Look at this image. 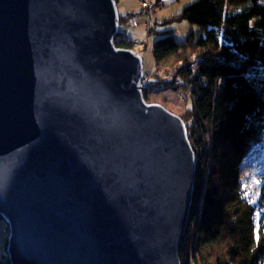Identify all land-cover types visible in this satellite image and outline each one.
I'll use <instances>...</instances> for the list:
<instances>
[{
    "label": "water",
    "instance_id": "obj_1",
    "mask_svg": "<svg viewBox=\"0 0 264 264\" xmlns=\"http://www.w3.org/2000/svg\"><path fill=\"white\" fill-rule=\"evenodd\" d=\"M118 28L116 0H0L11 264H181L195 155Z\"/></svg>",
    "mask_w": 264,
    "mask_h": 264
},
{
    "label": "trees",
    "instance_id": "obj_2",
    "mask_svg": "<svg viewBox=\"0 0 264 264\" xmlns=\"http://www.w3.org/2000/svg\"><path fill=\"white\" fill-rule=\"evenodd\" d=\"M177 18L203 31L186 43L167 31L152 47L157 64L188 48L194 53L179 69L190 93L181 96L192 103L183 120L196 159L181 264H264V179L248 182L245 174L264 153V0H196ZM120 34L119 47L130 48L133 40ZM0 264H10L7 255Z\"/></svg>",
    "mask_w": 264,
    "mask_h": 264
},
{
    "label": "rangeland",
    "instance_id": "obj_3",
    "mask_svg": "<svg viewBox=\"0 0 264 264\" xmlns=\"http://www.w3.org/2000/svg\"><path fill=\"white\" fill-rule=\"evenodd\" d=\"M142 1L143 0H117L119 20L120 15L125 16L130 13L128 15L129 18V16L134 13H140ZM195 1L196 0H163V8H155L154 13H152L153 20L156 22L155 32L152 31L153 28L152 30L146 28V21L144 19L138 24V28H134L128 24L127 18L126 23L123 22L120 24L119 21L118 34L113 40V46L116 49L131 50L138 55H141V59H143L144 63L141 88L145 103L147 105H161L171 113L182 118L186 116V112L192 107V103L190 101H184L182 98V96H188L190 93L188 89L183 87L184 84L182 81H179L181 80L179 69L181 70L185 66L186 61L192 60L194 56L193 49L188 48L180 54L173 55L160 64H157L152 56V47L154 41L165 36L166 34H169L167 31H172V34L175 36V39L178 43H186L188 40H190V42L196 41L203 35V31L198 26L192 25L187 20L177 18V16L186 6L194 3ZM119 31L126 32L127 35L133 40L130 42V48L119 47V43L123 42L122 39L126 37L123 34L119 35ZM191 34L194 35L193 39L189 38ZM144 79L148 80L151 84L148 83L145 87L143 85ZM160 80L173 81L175 84L180 85L181 88L177 91L173 89H163V87L157 85L158 81ZM156 85L158 87H155ZM146 88L153 90L152 92L147 93L145 96L144 90ZM254 164L255 165L252 166L250 170L245 172L246 176L248 177V182H259L260 179H264L263 175L262 177H259L260 174L264 172V153L255 158ZM0 228L3 230V232H0V258H4L7 255L11 264L8 251L6 250V245L8 244L6 228L9 229L10 233L11 230L5 219L1 216ZM188 245H190L189 242Z\"/></svg>",
    "mask_w": 264,
    "mask_h": 264
},
{
    "label": "built area",
    "instance_id": "obj_4",
    "mask_svg": "<svg viewBox=\"0 0 264 264\" xmlns=\"http://www.w3.org/2000/svg\"><path fill=\"white\" fill-rule=\"evenodd\" d=\"M159 4L161 6H164V2L163 0H143L142 1V7L144 8V12L143 13H134L131 16H129L128 18V24L131 27L134 28H138V24L141 22V20H145L146 21V28H149L152 30L153 28V32H155L156 30V22L153 20V9L155 7H152L153 4ZM181 81V80H179ZM143 85L146 87V85L149 83L151 84L148 80L144 79L143 80Z\"/></svg>",
    "mask_w": 264,
    "mask_h": 264
},
{
    "label": "bare ground",
    "instance_id": "obj_5",
    "mask_svg": "<svg viewBox=\"0 0 264 264\" xmlns=\"http://www.w3.org/2000/svg\"><path fill=\"white\" fill-rule=\"evenodd\" d=\"M116 2H117V0H116ZM142 4V3H141ZM152 7H155V8H163V6H161V5H159V4H157V3H155V4H153V6ZM154 8V9H155ZM154 9H153V13H154ZM144 12V8L141 6V11H140V13H143ZM139 56L141 57V55L139 54ZM142 60V64H143V67H144V63H143V59H141ZM182 118V117H181ZM183 119V118H182ZM184 121V120H183ZM186 128H187V126H186ZM195 163H196V159H195ZM190 218H191V212H190ZM3 232V230H1V228H0V232ZM6 234H7V238H9V236H10V232H9V229H7L6 228ZM1 235H2V233H1ZM8 240V239H7ZM8 247H9V243L6 245V250L8 251Z\"/></svg>",
    "mask_w": 264,
    "mask_h": 264
}]
</instances>
